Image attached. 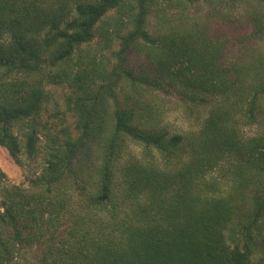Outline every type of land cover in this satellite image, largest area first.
<instances>
[{"label":"trees","instance_id":"16d2710c","mask_svg":"<svg viewBox=\"0 0 264 264\" xmlns=\"http://www.w3.org/2000/svg\"><path fill=\"white\" fill-rule=\"evenodd\" d=\"M41 1L0 0V146L21 167L42 159L26 187L3 186L0 170V264L25 243L54 240L65 222L59 254L68 264H264V78L245 100L249 118L262 116V137L241 141L222 109L210 110L195 136L171 135L119 105L121 81L157 87L172 78L193 96L223 93L215 57L189 36L151 38L146 20L157 0ZM262 18H250L259 32ZM95 33L103 49L119 42L110 69L84 50ZM140 48L145 75L127 62ZM58 85L70 89L64 110L49 105ZM131 143L138 156L127 153ZM93 153L97 163L80 179ZM232 161L253 171H234L228 190L209 191L208 174Z\"/></svg>","mask_w":264,"mask_h":264},{"label":"rangeland","instance_id":"374dc122","mask_svg":"<svg viewBox=\"0 0 264 264\" xmlns=\"http://www.w3.org/2000/svg\"><path fill=\"white\" fill-rule=\"evenodd\" d=\"M33 2L38 7L45 6L41 0ZM47 2L56 4V0H46V5ZM72 2V0L68 2L70 8L73 6ZM259 12L263 15L264 23V7L258 0H157L146 20L151 38L157 39L159 36L174 34L185 38L189 36L190 39L186 40L192 47L195 46L200 52L204 54L208 52L215 57V63L223 75L222 80L226 82L228 88L225 92L215 95L195 93L193 96L194 94L185 90L177 79L166 77L161 86L157 87L151 85L133 87L122 80L116 90V101L120 106L134 105L140 119L147 122H142L145 126L155 127L171 135L186 138L195 136L208 112L213 109H219L220 112L222 109L226 114L228 126L233 128L241 141L247 142L262 137V116L256 112L249 118L245 102L252 87L257 86L264 78V30L259 32L250 20L252 14L256 16ZM98 35L95 33L94 39L86 48L84 47V50L93 57L96 55L99 60L103 59L104 64L110 69L115 63L112 54L119 49V42L113 40L108 49H103V40ZM127 62L136 74L141 72L145 75L150 72L145 51L141 48L138 52L130 51ZM151 77L155 78L153 74ZM155 80L158 81L157 78ZM50 91L53 96L49 105L55 104L63 110L67 109L66 99L70 95V89L66 85H58L50 87ZM258 105L260 111L264 112V96L258 100ZM68 122L70 123V120ZM183 146L186 151L189 150L187 142ZM257 150L264 151L262 147ZM126 151L128 154L138 156L142 149L131 143ZM257 156L260 154L256 151L253 154L255 157L252 159L253 163L258 162ZM95 159L96 155L93 153L84 168L77 171L80 179L89 171L92 172V166L97 163ZM41 162L42 159L39 157L34 161H23L21 167L0 146V170L5 174L2 185L26 187L33 174L39 171ZM236 163V161L225 163L208 174L206 181L209 182V191L228 190L232 185L230 178L234 177V171L245 172L248 175L253 171V167L249 165H246L250 167L246 171L235 170L233 165ZM243 165L245 164L242 163L240 167ZM77 181L80 184L81 181ZM2 185L0 213L3 209ZM252 187L256 188L258 184L255 187L250 186L249 190H252ZM102 216L107 217L106 214ZM66 227L68 222L60 227L59 236L54 240L46 234L41 242L33 243L34 245L25 243L22 247L16 248L9 264H68L67 256L59 254L63 252L61 245L67 239ZM48 246H57L58 249H50Z\"/></svg>","mask_w":264,"mask_h":264}]
</instances>
